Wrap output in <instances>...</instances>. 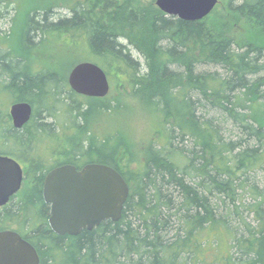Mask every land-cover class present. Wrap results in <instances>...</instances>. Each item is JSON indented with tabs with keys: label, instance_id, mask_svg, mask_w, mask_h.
Wrapping results in <instances>:
<instances>
[{
	"label": "trees",
	"instance_id": "1",
	"mask_svg": "<svg viewBox=\"0 0 264 264\" xmlns=\"http://www.w3.org/2000/svg\"><path fill=\"white\" fill-rule=\"evenodd\" d=\"M224 2L256 39L223 27L215 19L219 6L199 22L141 0H75L66 5L69 17L58 20L50 19L65 7L60 3L29 14L25 49L44 35L66 36L72 48L82 41L123 90L120 98L127 92L152 110L160 127L139 160L129 148L121 158L113 149H93L89 139L68 149L94 100H80L57 70L32 73L22 59L0 55V94L33 107L21 129L0 110V154L27 165L33 197L24 195L19 232L40 264L59 256L63 264H264V190L257 183L264 173V124L254 116V106L264 110V0ZM63 153L67 163L83 158L123 176L130 196L120 221L75 237L50 230L42 182ZM208 246L218 251L212 261Z\"/></svg>",
	"mask_w": 264,
	"mask_h": 264
},
{
	"label": "water",
	"instance_id": "2",
	"mask_svg": "<svg viewBox=\"0 0 264 264\" xmlns=\"http://www.w3.org/2000/svg\"><path fill=\"white\" fill-rule=\"evenodd\" d=\"M220 0H156V7L166 15L185 22H199L211 15ZM77 95L106 98L111 84L98 64H77L68 77ZM13 125L24 127L33 116L30 103H15L10 108ZM24 180L23 169L12 158L0 155V207L17 194ZM130 188L115 169L102 164H89L82 171L65 165L53 170L44 188L45 202L51 204L49 225L59 236H78L92 231L103 222L121 220ZM0 264H40L36 248L13 231L0 232Z\"/></svg>",
	"mask_w": 264,
	"mask_h": 264
},
{
	"label": "rangeland",
	"instance_id": "3",
	"mask_svg": "<svg viewBox=\"0 0 264 264\" xmlns=\"http://www.w3.org/2000/svg\"><path fill=\"white\" fill-rule=\"evenodd\" d=\"M75 0H0V55L10 54L11 57L22 59L26 62L27 69L32 73L45 70H57L64 74L67 79L72 69L82 62H93L94 57L89 52L84 43H81L72 48L68 37L56 35H44L35 39L36 43L31 49H25L23 46V33L26 28L27 18L29 14L37 9L49 7L50 5L63 4L65 7L55 9L53 18L50 20H58L60 18L69 17L70 10L66 5L71 4ZM149 4H155L156 0H141ZM219 6V7H218ZM217 10L221 15H216L215 19L222 21V26L227 27L231 25L232 33L245 35L246 40H253L256 38H249V36H256L257 33L251 31L245 24V21L238 19L235 15L227 11L226 3L220 0ZM218 12V14H219ZM221 16V17H219ZM225 23L226 25H224ZM239 34V35H240ZM44 38V39H43ZM43 39V41H41ZM67 42V43H66ZM216 69H210L214 71ZM219 73H224L222 70H217ZM215 72V71H214ZM111 91L109 95L100 99L109 103L114 109L112 111L103 108L102 101L98 102L97 98L81 97L85 104L89 105V100L92 101L93 108L88 113V118L85 127L80 131H74L71 139L67 141L66 147L72 149L75 145L90 140L92 148H98L100 151L106 153L113 149L116 152V157L121 158L128 149L135 153L136 160L141 157L144 147L150 144L157 138V131L159 130V120L149 108L140 107L137 101L131 97L127 92L120 98L119 94L123 92L122 89L117 88L114 82H110ZM97 101V102H96ZM14 95L4 92L0 94V110L9 114L11 106L14 104ZM16 103V102H15ZM254 116L264 124V110L261 106H254ZM227 137H229L227 135ZM230 139V137H229ZM88 140V141H89ZM102 142V143H101ZM140 155V156H139ZM65 154H60L59 160H65ZM95 158V157H94ZM262 175V176H260ZM257 178L258 187L264 190V173H260ZM28 187V184L26 185ZM247 200H250L248 197ZM252 220V217L250 218ZM253 224H256L252 222ZM220 249L224 254L226 241H224ZM215 251L208 246L207 256L208 261H212L215 257ZM52 264H63L62 257H58L56 262Z\"/></svg>",
	"mask_w": 264,
	"mask_h": 264
},
{
	"label": "flooded vegetation",
	"instance_id": "4",
	"mask_svg": "<svg viewBox=\"0 0 264 264\" xmlns=\"http://www.w3.org/2000/svg\"><path fill=\"white\" fill-rule=\"evenodd\" d=\"M16 103H19V102H16ZM9 116L11 118L10 111H9ZM11 120H12V118H11ZM12 124H13V120H12ZM0 155L1 156H7V157L12 158L15 161H17L20 164L21 168L23 169V173H24V180H23V183H22V186H21V189L19 190V192L15 195L11 196V198L9 199V202L6 205L0 207V232L13 231V232L18 233L24 239L23 235L19 232V230L22 229L21 226L23 225V221H24V211L22 210V206H24V203H23L24 195H26L27 197H31V196L33 197V195L28 192V191H30V188H32V183H31V181L27 180V176H28L27 175V173H28L27 165L22 163L20 160L16 159L15 157H12L9 155H4V154H0ZM57 157H59V155H57L56 158ZM59 159L60 158H58V163H56L57 165H55L56 167H53L52 169H50L46 172V175H45L43 182H42V189H41V199L43 200L44 204L49 208V214L47 216V223H48L50 230H51V227L49 225V219L51 217V214H50L51 204L46 203L45 198H44L45 182H46L48 175L53 170H55L59 167L65 166V165L74 166L78 172L82 171L83 168H85V166L89 165V163L87 161L85 162L83 160V158L70 161L69 163H67L65 160H59ZM27 184H28V187L26 186ZM26 192H28L29 194H27ZM26 201H25V203H26ZM11 206H13V208L16 209L17 211H15V212L11 211L9 213L8 209ZM64 236L73 237L70 235H64Z\"/></svg>",
	"mask_w": 264,
	"mask_h": 264
}]
</instances>
